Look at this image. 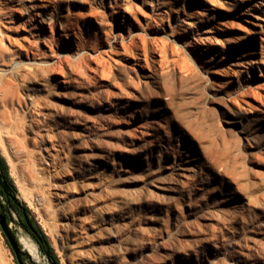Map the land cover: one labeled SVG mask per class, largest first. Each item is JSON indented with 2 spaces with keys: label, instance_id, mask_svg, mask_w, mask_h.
Here are the masks:
<instances>
[{
  "label": "rangeland",
  "instance_id": "obj_1",
  "mask_svg": "<svg viewBox=\"0 0 264 264\" xmlns=\"http://www.w3.org/2000/svg\"><path fill=\"white\" fill-rule=\"evenodd\" d=\"M121 1L136 16L115 1L72 0V42L38 45L47 59L63 51L62 65L21 76L29 117L0 115V152L18 196L62 264H264V0ZM120 23L167 40L157 79L134 59L159 64L162 43L141 33L144 41L124 51L112 39ZM252 52L261 68L238 63ZM243 84L255 94L243 99ZM17 131L54 166L30 173L9 143ZM181 153L199 158L193 176L203 184L171 187L168 170L190 165ZM0 264H18L1 226Z\"/></svg>",
  "mask_w": 264,
  "mask_h": 264
},
{
  "label": "bare ground",
  "instance_id": "obj_2",
  "mask_svg": "<svg viewBox=\"0 0 264 264\" xmlns=\"http://www.w3.org/2000/svg\"><path fill=\"white\" fill-rule=\"evenodd\" d=\"M109 1L111 3L113 1L118 2L120 6L125 5V7L129 9L130 16H136V12L134 10L135 7L133 4L129 2L125 3L121 0ZM48 2H55V7L52 6L51 8ZM71 2L72 0H0V115L3 116L6 121H13L21 110L25 112L24 117H29L34 106L30 94H26L23 91L22 82L20 81L21 76L26 78L29 71L33 70L36 66H45L53 63L51 68L55 69L56 67L62 65L63 59L61 57L64 54L63 51H58L57 57L47 59L46 54L38 48V45L41 42H44L48 43L50 47H53L54 44L64 45V43H67V41L70 43L72 42L73 38L71 37V31L73 29L74 20L70 14ZM102 3H104L103 0H101V4ZM165 12L167 13V19L169 20L170 14L167 11ZM160 18L162 20L164 15L160 16ZM155 21L159 23L158 20ZM122 23L125 24V20H122ZM47 25L50 27L49 34L45 33V27ZM57 25L61 26V29L63 30L62 33L55 32L54 27ZM151 28L154 27L151 26ZM118 29L121 31L117 34H114L112 39L115 42L121 38V40L124 41V43L121 44L123 48L122 50L124 51H128V49L130 50V46L137 47L139 45V39L144 41V33H147L149 37H151L150 42L153 45L158 41L162 43L161 46L159 44H155L156 48L159 45L157 50L158 52L160 51V60L158 61L159 64H157V59L155 60V58H153L151 62L144 59V63L141 62L139 56H137V59H134L135 62L141 67L146 66L149 69L152 66L153 69L146 75L151 80L157 79L159 68H162L165 63H169V60L166 56L167 40L162 39V35H156L157 33L154 35L153 33L145 30H143L144 32H136L132 29L131 23L125 26L120 23ZM141 33H143L142 36H140ZM125 36H128L130 40L126 41ZM164 36L169 37V33L166 32V35ZM16 55L21 57L26 56L27 59L20 58L17 60L15 59ZM170 61L173 68L176 69V67H179V60L176 58H172ZM238 63L248 67L257 65L258 68H261L255 52L250 53L246 57V60L242 58L240 62L238 61ZM261 71L262 70L260 69V72ZM247 72H249V70ZM230 74H233L232 70L229 68L226 69L224 75L229 76ZM243 85L242 88H240L239 93L243 99H246L248 96H250V93L254 92V90H247V85ZM259 112L264 117V107L260 108ZM235 123L241 126L240 120H236ZM25 135L26 134L19 131L13 135V138L10 137L11 139L9 140V143L13 148L12 150L14 153L26 165V169H28L30 173H34V171L37 169V166L39 165H44V168H47V166H54L55 162L54 160H51V157L53 156L52 154L48 153L45 155L41 154L36 156L30 152L27 147V136ZM47 136L48 134L46 133L41 134L40 136V147H42L43 150H47L48 148V145L45 142V138ZM52 145V147L55 146L54 144ZM179 159L190 165L188 168H182L178 171L168 170L167 174L171 175L170 182L173 184V186H171L172 188H178V183H181V185L184 186L186 183H188L186 182L187 180H196L195 176L193 175L200 173V169L196 164V162L199 161L197 160L199 159L197 156H192L191 153H181ZM164 177L160 178L163 179ZM158 178L159 177H157V179ZM196 181H198L200 184L204 183L203 180ZM18 236L21 244L32 255L34 260H45V255L41 251V248L35 238L31 236L22 226L19 227Z\"/></svg>",
  "mask_w": 264,
  "mask_h": 264
},
{
  "label": "trees",
  "instance_id": "obj_3",
  "mask_svg": "<svg viewBox=\"0 0 264 264\" xmlns=\"http://www.w3.org/2000/svg\"><path fill=\"white\" fill-rule=\"evenodd\" d=\"M0 170L3 176V189H0V202L5 200L8 206L14 209L19 217L20 225L35 238L41 251L47 257L49 264H62L49 236L32 214L30 207L17 194V187L10 175L6 159L0 152ZM10 220L12 215L10 213ZM9 220V221H10ZM19 264V263H18Z\"/></svg>",
  "mask_w": 264,
  "mask_h": 264
},
{
  "label": "water",
  "instance_id": "obj_4",
  "mask_svg": "<svg viewBox=\"0 0 264 264\" xmlns=\"http://www.w3.org/2000/svg\"><path fill=\"white\" fill-rule=\"evenodd\" d=\"M1 175L2 174L0 172V182L2 181ZM3 187H4V185H3ZM0 204H1V202H0ZM7 210H9L8 207H7V209L4 210V212ZM0 226H1L2 230L4 231L14 253L17 256L18 263L19 264H25V262H23V260H22V256H25L31 261V263L37 264L34 261L32 255L21 246L22 244H21L20 240L18 239L17 234L13 231L12 227L10 226L8 221L6 220L5 215L1 214V213H0Z\"/></svg>",
  "mask_w": 264,
  "mask_h": 264
},
{
  "label": "flooded vegetation",
  "instance_id": "obj_5",
  "mask_svg": "<svg viewBox=\"0 0 264 264\" xmlns=\"http://www.w3.org/2000/svg\"><path fill=\"white\" fill-rule=\"evenodd\" d=\"M0 172H1V170H0ZM1 174H2V173H1ZM1 179H2V181L0 182V189H3V185H4V183H3V179H4V178H3L2 175H1ZM4 201H5V200H4ZM5 202H6V201H5ZM7 207L9 208V210H7V211L4 212V210L7 209ZM0 213L5 215L6 220H7L8 223H9V220H10V207L8 206L7 202H6V205H4L3 201H2V203L0 204ZM18 239H19V238H18ZM27 259H28L27 257L22 256V260H23V262H25V264H26V260H27ZM29 264H33V263H29Z\"/></svg>",
  "mask_w": 264,
  "mask_h": 264
}]
</instances>
